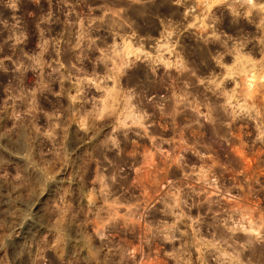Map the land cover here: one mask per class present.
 <instances>
[{"label": "rangeland", "instance_id": "rangeland-1", "mask_svg": "<svg viewBox=\"0 0 264 264\" xmlns=\"http://www.w3.org/2000/svg\"><path fill=\"white\" fill-rule=\"evenodd\" d=\"M0 264H264V0H0Z\"/></svg>", "mask_w": 264, "mask_h": 264}, {"label": "bare ground", "instance_id": "bare-ground-1", "mask_svg": "<svg viewBox=\"0 0 264 264\" xmlns=\"http://www.w3.org/2000/svg\"><path fill=\"white\" fill-rule=\"evenodd\" d=\"M138 51H140L139 49H137Z\"/></svg>", "mask_w": 264, "mask_h": 264}]
</instances>
